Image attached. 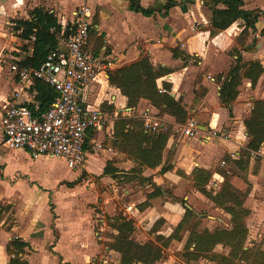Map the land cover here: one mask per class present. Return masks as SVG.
<instances>
[{"label": "crops", "instance_id": "0c3cea01", "mask_svg": "<svg viewBox=\"0 0 264 264\" xmlns=\"http://www.w3.org/2000/svg\"><path fill=\"white\" fill-rule=\"evenodd\" d=\"M10 1L13 2L11 6H20L17 0ZM178 1L180 4L172 6L166 16H161L158 12L146 16L129 10L126 0H106V3L102 5L98 12L99 23L95 25V29L98 33H103L105 38V44L102 46L100 53L104 58L111 59V63L96 77V80L88 85V90L85 92V101L93 106L99 105V107L103 102L113 104L114 111L110 112L104 109L112 119L101 131L88 134L86 148L90 145V142L101 141L102 148L100 150L104 152V155L101 156L102 160H111L107 159L109 157L108 152H110L111 155L114 154L120 159L115 163L116 166L124 170L129 169L134 164L133 160L126 157L127 155L123 152L105 147V137L110 136L112 133L113 118L118 114L131 116V113L138 112L137 110L143 111L145 108H148L152 113L158 111L144 98L138 101L137 107H128L126 97L120 93L118 88L107 82L108 70H114L122 65L129 64L137 60L142 54H147L153 65H163L173 69L172 72L161 76L157 83L160 86L162 80L170 82L171 94L175 97L182 96L186 102H189L194 94V89L201 90V102L196 109L199 111L212 110L209 122V127L212 128L214 125L216 127L221 126L222 120H225L226 116L229 115L226 114L228 113L227 109L220 104L218 99L219 85L215 82L213 75L222 72V70L217 71L215 69L217 68V62L223 60V56L226 53L229 54L232 47L238 46L245 60L259 59L264 65V60L261 59L264 51V37L259 34L260 29L264 26L263 17H259L256 30L250 32L246 37L250 41L253 38L259 42L260 51L256 52V50H250L251 45L246 40L245 44L241 46L234 40L241 30L239 22H234L228 28L210 38L208 31L202 28L207 25L205 17L201 14L203 5L200 4H204V1ZM91 2L92 0H87L83 4L88 5ZM137 2L147 6L157 5L161 1L137 0ZM244 3L245 8L259 7L264 10V0H244ZM36 5L39 4L37 3L34 6ZM58 6L45 8L53 12L58 17L57 21L61 24V28H65L73 19V11L79 5L73 8L66 5L65 9L68 11L63 9L57 12V9L60 8ZM66 14H68L69 20ZM195 21L196 24H199L198 27H195ZM15 38L20 40L16 35ZM234 42L235 44H233ZM173 47H177L179 51L188 54L189 57L190 55L196 56V61L200 64L205 63L207 58V62H210L207 63L208 67L214 68L213 71L215 72L205 73L204 70L200 71L203 65H198L197 70L199 73L197 77H199V80H192L189 84V80L184 79V75L192 66L187 63V57L185 59L173 57L171 52ZM16 50V53L9 55L11 60L3 59L6 64L0 66V113L3 106L6 105L9 95L18 87L17 78L9 69V64L14 59L19 58L17 55L20 48L16 47ZM246 53H251L252 58L244 57ZM234 57L232 55V58ZM179 62L185 64L181 63L180 65ZM243 84V86H239V89L245 90L244 92L247 91L246 96L255 97L254 99L264 97V85H262L264 83H261L260 78L254 88L250 87V82L246 78H244ZM27 91L31 96L30 99H32V93L28 88L22 91L18 98L19 101L24 100L23 94ZM213 92H215L216 97L212 100L209 99V96ZM240 93L241 91L232 103V112L236 111L239 104L242 96ZM248 105L251 107V102ZM194 111L192 109L190 112L193 113ZM249 111L248 108L246 113ZM161 120L162 123L173 125V128L176 126L174 118L169 114H163ZM241 124L242 129H244L243 120ZM204 128L207 127L204 126ZM182 137L176 133L172 134L168 138L165 148L153 155L150 164L143 169L141 174L145 177L151 176L150 181L156 185H163L166 182L173 185H192V181L184 178L183 175L190 174L198 166L207 169L213 168L212 164L223 156L224 151L231 153L233 156L238 155L239 152L238 149H229L222 143L223 148L221 146V149L217 146L211 147L209 143L201 145L198 140L195 141L196 143L191 144V138L184 141ZM263 147L264 142L258 152L261 157L260 168L257 172L258 180H262L264 172V155L261 153L264 152ZM89 149L87 158L90 154H94ZM16 150H21L22 153L25 151L23 149L11 150L0 143V205L4 206L0 220V264L9 263L10 258L6 252V244L12 237H19L25 242L22 246L24 250L23 258L30 264H95V255L100 250V244L94 236L98 232L89 223L90 219L93 218L95 209L85 203L87 200L80 206L77 201L80 195L78 197L73 195L76 192L77 195L78 193L91 194L87 190L76 189L75 185L47 187L34 185L30 179L26 182L32 184L16 185L19 175L28 178L25 172L21 173L20 170L16 169L17 167L12 158ZM122 156H125V159ZM167 156H170L167 164L169 166L167 169L161 170ZM39 157L48 158L45 156ZM105 162H103L102 168ZM100 167L101 165L97 168ZM84 168H87L86 162ZM262 184L264 186L263 182ZM83 212H87L86 220L89 225L87 233H84L79 227V221L85 217ZM108 260L104 257L102 262L97 264H119L118 256L117 259H114V262Z\"/></svg>", "mask_w": 264, "mask_h": 264}, {"label": "trees", "instance_id": "16d2710c", "mask_svg": "<svg viewBox=\"0 0 264 264\" xmlns=\"http://www.w3.org/2000/svg\"><path fill=\"white\" fill-rule=\"evenodd\" d=\"M129 10L150 16L158 12L161 16H166L169 9L177 4L178 0H160L157 5L143 6L137 0H126ZM204 17L207 25L203 30L208 31L210 38L225 30L234 22H239L241 30L236 35L241 45L245 44V39L250 32L256 30L259 17L264 19V10L259 7L245 8L244 0H203ZM13 31L22 42L20 51L21 57L17 63L20 66L37 67L45 59L49 50L57 46L56 34L61 29V24L57 21L56 15L42 5L34 6L27 18L15 19ZM99 23V13L95 11L92 17V25L88 31L87 48L95 54L99 53L105 44L103 33H98L94 28ZM68 33V25L65 27ZM259 34L264 37V26ZM33 36V38H32ZM236 38V37H235ZM30 48L32 50L30 51ZM244 49V48H243ZM173 57L185 59L188 54L181 52L177 47L171 49ZM234 55L232 64L225 74L218 73L215 81L219 85L218 99L220 104L225 107L228 114H232V103L237 98L239 86L244 78L250 82V87L254 88L259 77L264 72V65L259 59L243 60L240 48L234 46L230 50ZM173 69L163 65H153L147 54H142L137 60L122 65L114 70H108L107 82L126 97V105L135 107L141 98L146 99L157 109L158 115L169 114L174 121L183 124L190 111L193 118L199 125L209 127L212 110H197L201 102L199 89H194V94L189 102L182 96L175 97L171 94V83L165 80H157L169 73ZM32 93L31 102L27 105L34 111V103L37 104L35 111H45L56 98L57 92L46 82L36 79L29 86ZM102 109L110 112L114 111V105L106 102L101 103ZM144 119L139 115L118 116L113 121L112 133L105 137V147H110L131 156L133 165L127 169H121L114 165L113 160H107L102 168V174L113 179H121L129 182L133 179H149L141 173L151 162L156 152L162 151L168 138L175 132L171 124L162 123L154 131L149 132L144 127ZM244 132L247 137L246 144L240 148L238 155H231L226 152L221 158L223 166L218 168L222 177L219 188L216 191L208 188V182L213 176L214 171L204 167H195L190 174L183 175L191 179L193 187L201 194L209 198L213 203L229 215L230 226H216L212 230L203 228L198 230L200 214L196 213L191 207L183 204L184 213L176 223L169 235L156 233L155 240L139 242L132 237L135 230L134 220L120 216L112 217L113 226L116 233L112 235L109 247L120 253L119 264H155L160 261L166 249L173 239L180 240L179 231L185 229L188 235L183 245L181 255L186 262L194 261L199 258H206L217 264H264V248L254 240L247 245L248 228L245 217L250 210L244 202L246 193H241L235 188L230 177L239 176L243 180H248V170L251 173L258 172L261 157L258 152L264 142V97L254 99L250 111L243 119ZM170 156H167L161 170L168 168ZM253 162V164H252ZM81 176V175H80ZM79 179L67 182L74 185ZM264 183V172L262 176ZM155 184V183H153ZM162 193V188L155 184L151 192L147 194V199ZM4 206L0 205V220ZM163 219H157L151 229L158 231V227ZM25 242L19 237H12L6 244V252L9 255L8 264H30L23 258L22 248ZM217 245L227 248V252L215 250Z\"/></svg>", "mask_w": 264, "mask_h": 264}, {"label": "rangeland", "instance_id": "374dc122", "mask_svg": "<svg viewBox=\"0 0 264 264\" xmlns=\"http://www.w3.org/2000/svg\"><path fill=\"white\" fill-rule=\"evenodd\" d=\"M86 1L87 0H17V2L20 3V6H11L13 4L12 1L0 0V66L4 63L6 64V61L3 62V59L11 60L9 55L16 53V47L20 48L22 44L20 40H16L15 33L12 28L14 24L13 21L15 19L27 18L28 12L37 3L49 8H55L56 5H59L60 8L57 9V12H59L65 9L67 6L73 8L77 5L83 4ZM105 3L106 0H92L91 4L88 3V5L91 7L93 13H95V11L99 12L100 8ZM200 5H203V8L201 7V14L204 16L203 11L205 6L204 4ZM66 15L68 19V14ZM194 24L195 27L199 26V24H196V21ZM234 40H236V43L241 46V41L237 36L236 39L234 38ZM245 40L249 45H251L250 50H256V52L260 51V44L258 41L254 40L253 38L251 41L248 40V38ZM233 44H235V42ZM22 53L23 52L19 50L17 56L21 57ZM262 53L264 54V51ZM229 54L226 53V55L223 56L224 59L217 62V68L215 69L217 71H220L221 69L222 72H219L221 74H225L226 69L229 68L232 62H234L232 54ZM263 54L261 55V59L264 60ZM244 57H247L248 59L252 58V54L246 53ZM186 60L187 63L192 66V68L190 67L184 75V79H188L189 84L192 80H199V77H197L199 73L197 70L198 65H203L200 71L204 70L205 73L215 72L213 71L214 68L208 67L207 63L209 64L210 62H207V58L206 62L202 64L197 63V58L194 55H190V57H187ZM243 60L245 61V58H243ZM181 63L185 64L183 62H179L180 65ZM217 75L218 73L214 74V78H216ZM259 78L261 83H264V72ZM243 80L240 86L244 85ZM240 91L242 96L239 100L238 106L236 107V111L232 112L231 115L226 116V119L222 120L221 126L219 125L216 127V125H214L212 128L208 127L204 129H201L200 126V131L195 137H186L182 132V127L188 118H193V114L190 112L186 121L183 124L176 123V130L175 127H172V130L177 135L183 136L182 138H184V141H188L189 138H191V144L196 143L198 140L201 145H203V143H209L211 147L217 146L220 147V149L221 146L223 148V145H226V147H229V149H238L239 151L240 148L243 147L247 142V137L245 135L244 129H242L241 122L249 113H246L248 108H251L248 105L249 102L252 104L255 98L246 96L248 92H244L245 90L243 89ZM23 95L25 101L31 98L28 91ZM215 97L216 94L213 92L209 96V99L213 100ZM211 103L213 104V102ZM135 107H137V105ZM137 111L138 112L131 114H139L141 116L140 113L142 110ZM152 114L159 118L163 117V115H158L157 113ZM120 115L124 116L125 114ZM115 118H113V120ZM92 145L93 142H90V145L86 149L88 150ZM91 152L94 154H90L88 156L86 161L87 168L81 169L69 168L65 161L61 158L38 157L36 159H31L28 157L26 150L23 151V153L21 150H16L12 158L15 166L17 167L16 169L20 170L21 173L25 172L28 176L27 178L19 175V180L17 181L16 185H28L33 183L34 185L52 187L53 185H68L67 181L74 182L75 179L78 178L79 181L74 183L76 186L75 188H78L81 191L87 190L91 194L78 193L77 195L76 192L73 195L77 197L80 195L77 200L80 206L85 200H87L85 203H88V206H93L95 209V212H93V218L89 221L93 229L98 232V234H94V236L97 242L100 244V250L95 255V264L102 262L104 257L109 259V262H114V259H117V256L118 259L120 257L119 252L111 249L108 246L112 241V235L116 233V229L114 228V224L111 219L114 216L132 218L134 220L135 230L132 234V237L139 242L155 240L156 233L169 235L184 213L183 204L188 205L196 213L200 214L201 219L197 226L198 230H202L203 228L212 230L216 226H223L227 228L230 226L229 215L221 208L217 207L213 201L197 191L193 185H173L169 184V182H166L163 185H159L162 188V193L147 199V194L155 187L153 182H151L149 179H133L129 182H123L121 179L116 180L107 175H103L102 164L106 160H102L101 156L104 155V152H101L100 149H91ZM108 153L109 157L104 158L113 160L114 165H116L115 163L120 161V159L114 154L111 155L110 152ZM224 153L226 152L224 151ZM261 153L264 155V152ZM122 157L125 159V156ZM126 157L131 158L130 155H127ZM221 158L216 162L214 161L215 163L212 164L213 168L209 169L214 171V173L209 180L207 187L213 191H216L219 188L223 179V177L216 171H219L218 168L220 167H226L221 163ZM99 165H101V167L97 168ZM184 178L191 181V179L186 176ZM28 179L32 180V183H27L26 181ZM259 180L257 177V172L251 173L250 168L248 170L247 181L243 180L239 176L232 175L230 177L231 184L241 191V193H246L248 191L244 202L245 206L250 210L249 214L245 217V223L248 228V238L246 244L250 245V241L254 240L256 243H259L262 248H264V186L261 182L262 180ZM90 197L91 199H89ZM128 204L134 206L138 211L133 215L130 214L125 208V206ZM84 215L85 217L79 221V227H81L84 233H87L89 230V225L87 223L88 221L86 220L87 212H83V216ZM160 218L163 219V221L157 228L158 231H152L151 227L153 223ZM179 235L181 239L171 240L168 247L164 249V255L162 259L155 264H217L216 262L206 258H199L194 261L186 262L181 255V252L183 250V245L188 235V231L181 229L179 231ZM215 250L219 252H227V248L222 247L221 245H217Z\"/></svg>", "mask_w": 264, "mask_h": 264}, {"label": "built area", "instance_id": "2783aa9c", "mask_svg": "<svg viewBox=\"0 0 264 264\" xmlns=\"http://www.w3.org/2000/svg\"><path fill=\"white\" fill-rule=\"evenodd\" d=\"M92 17L88 5H79L73 11L68 33L65 28L60 29L56 34L57 46L48 51L39 66H20L18 59L9 64L18 87L9 95L0 113V143L4 147L26 150L30 158H61L71 169L85 167L88 134L101 131L112 119L99 105L85 101L88 85L111 63L100 52L95 54L87 48ZM36 79L46 82L58 93L42 112L35 111L36 103L34 111L27 105L31 99L18 100ZM140 114L149 132L163 125L161 118L148 108ZM199 131L200 125L194 118H188L182 127L186 137H195ZM101 148L102 142L95 140L89 150ZM125 208L132 215L138 211L130 204Z\"/></svg>", "mask_w": 264, "mask_h": 264}, {"label": "water", "instance_id": "95a60500", "mask_svg": "<svg viewBox=\"0 0 264 264\" xmlns=\"http://www.w3.org/2000/svg\"><path fill=\"white\" fill-rule=\"evenodd\" d=\"M95 28V27H94ZM202 128H204V126L200 125Z\"/></svg>", "mask_w": 264, "mask_h": 264}]
</instances>
